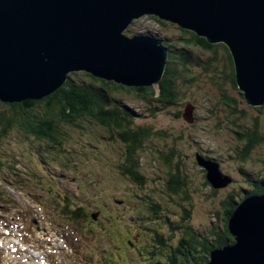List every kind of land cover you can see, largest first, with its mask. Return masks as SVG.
Returning <instances> with one entry per match:
<instances>
[{
	"label": "rangeland",
	"instance_id": "rangeland-1",
	"mask_svg": "<svg viewBox=\"0 0 264 264\" xmlns=\"http://www.w3.org/2000/svg\"><path fill=\"white\" fill-rule=\"evenodd\" d=\"M147 18H140L131 30L179 36L177 28L171 25L162 28V25ZM219 51L220 57L223 56L222 48ZM197 68L191 73L197 78L195 83L184 90L182 97L183 104L190 101L195 107L193 116L197 117L196 122L189 124L183 115L181 118L173 116V113L182 110L177 107L168 108L155 118H144L141 122H147L155 131L167 132L168 136L160 139L154 137L146 142L148 149L138 153L141 166L131 172V178L122 176L113 167L117 165V155L100 138L86 143L84 135V138L78 133L72 136L67 144L76 149L73 151L76 167L72 168V172L71 167L70 170L64 169L48 153L41 157L42 153L38 151L45 152L46 149L33 139L24 138L16 132L0 139V156L5 163L0 170V192L3 194L0 200V264H147L146 260L150 258L147 252L150 253L154 245L151 236H146L152 229L151 225L146 224L150 230L144 227L146 235L141 237L133 221H129V227L122 224L124 228L120 224L106 228L102 222L97 225L99 221L90 217L82 223L79 220L81 224L72 222L58 212L63 202L59 200L55 204L53 200L57 198L53 195L58 192L61 198L67 195L83 206L86 214L90 211L104 213V210L116 207L113 201L118 199L126 201L129 209L146 195L159 199L162 195L164 197L161 190L164 189L163 180L167 174L159 158V153L164 152L173 155L175 152L172 163L179 162L188 178L191 199L184 205L192 212L194 229L204 234L212 226L219 229L222 226L220 213L225 214L223 201L231 195L235 196L232 204L236 208L251 196L246 194L251 191L249 183H264V142L251 150L247 161L239 159L245 145L240 143L232 129L231 121L235 117L228 112L229 107L222 103V96L216 88L221 80L211 74L214 66L208 67L207 72ZM227 92L236 98L235 91L227 88ZM122 93L123 99L135 112H147V107L140 105L135 96L126 95L125 92L118 96ZM238 98L237 95L236 108L244 110L250 117L259 116L264 123L263 113L258 114ZM239 121L243 123L244 119L240 118ZM240 125L245 128L249 123ZM78 141L80 146L76 147L73 143ZM199 154L214 159L220 174L231 179V186L217 189V193L213 194L211 185L204 178L206 170L197 162V157H201ZM103 213L99 218L104 222L106 215ZM97 215L93 216L97 218ZM115 216L116 222L121 221L117 213ZM127 239L131 242L139 240L140 249L146 247L147 251L141 255L138 247L129 246L127 249L124 242Z\"/></svg>",
	"mask_w": 264,
	"mask_h": 264
},
{
	"label": "water",
	"instance_id": "water-1",
	"mask_svg": "<svg viewBox=\"0 0 264 264\" xmlns=\"http://www.w3.org/2000/svg\"><path fill=\"white\" fill-rule=\"evenodd\" d=\"M143 17L226 45L246 103L264 105V0H0V102L41 100L73 72L159 92L168 49L125 35ZM193 111L187 105L182 114L189 124ZM198 157L213 189L230 184L217 162ZM228 229L234 243L212 250L208 264H264V194L238 204Z\"/></svg>",
	"mask_w": 264,
	"mask_h": 264
},
{
	"label": "trees",
	"instance_id": "trees-1",
	"mask_svg": "<svg viewBox=\"0 0 264 264\" xmlns=\"http://www.w3.org/2000/svg\"><path fill=\"white\" fill-rule=\"evenodd\" d=\"M148 18L162 25V28L171 25L179 31L177 37L148 31L136 33V31L131 30V27L136 25L140 19L134 21L133 26L125 31V35L128 37L148 36L161 40L168 49L166 67L159 83V92L154 86L125 87L114 82L94 78L85 72H73L68 75L67 81L61 88L41 100H25L13 104L0 102V139L11 135L13 132L24 138L33 139L32 141L46 149L45 152L38 151L42 153L40 154L41 157L45 155L44 153H48L50 158H53L54 161L57 160L58 164L62 165L64 169L70 170L71 167L72 172V168L76 167L73 163V156H75L73 151L76 149L67 145L69 140L71 142L72 136L76 133L81 136L84 135L87 138L86 143L100 138L106 141L113 150V154L117 155L115 157L117 165L113 167H116L122 176L131 178V172L141 166L138 153L141 150L148 149L146 142L154 137L160 139L168 136L167 132L155 131L153 126L141 121L148 117L155 118L171 107H177L178 110L182 108V110L173 113L176 118L182 117L187 105L192 106L195 111V107L190 101H186L184 104L182 102L184 90L193 86L197 79L191 73L197 67L201 69V72H207L208 67L214 66L211 74L218 76L221 80L216 85L219 95L222 96L221 101L226 107H229L228 112L231 116L235 117V120L231 121L232 129L239 138L240 143L245 145L239 159L242 162L247 161L251 150L264 142V135H262L264 123H262L259 116L250 117L246 115L244 110L236 108L237 102L235 99L237 95L238 99L244 102L246 100L238 89L234 63L228 47L221 43L210 44L205 38L199 37L193 31L182 29L156 17ZM220 48L224 52L221 57ZM197 51H199L200 56L197 55ZM203 55L205 56L204 59L201 58ZM83 76L89 80H86ZM227 88L236 92L235 99L227 92ZM121 92L135 96L140 105L147 107V112L146 109H144L146 113L135 112L133 107L123 99V93L118 96ZM253 108L258 114H264V105ZM146 114L148 115L146 116ZM193 117L195 123L197 117ZM240 118L241 120L244 119L243 123L247 122L250 126L246 127L244 125L245 128H242L240 124L243 123H240ZM251 126L252 128H248ZM82 138L84 137L82 136ZM79 142L73 144L79 147ZM82 149L85 152L83 146ZM159 154L160 161L167 171L163 186L165 185L171 191L172 194L169 193V195L173 198L176 212H173L172 216L163 215L162 212L154 217L146 218L145 221H149L148 225L155 224L154 228L158 229L156 231H161L162 234L156 238L157 242L155 241L158 246V255L155 260H150L147 264H208L212 249L222 248L234 243L228 229V220L235 210V206L232 204L235 196L231 195L223 201L222 206H224L225 214L220 213L222 215V226H219V229L216 230V227L212 226L209 230L206 229L205 234L201 230H195L192 225V212L184 205L191 199L188 192V178L179 162L172 163L175 152L174 155L168 152L167 154L165 152ZM199 155L201 156V154ZM83 157H85L84 153ZM201 157L210 159L207 156ZM4 166L5 163L0 156V170ZM204 178L206 179V173ZM132 181L134 180L132 179ZM249 185L251 191H248L247 195L264 194L263 182H255V185L249 183ZM215 193L217 191L213 189V194ZM1 194L0 192V200H2ZM53 196L58 199L53 200L55 204L62 200L63 203L58 212L65 219L77 223L80 220L82 223L90 217L92 220L95 219L100 222H97V225L102 222L107 228L108 224L106 222L108 220L104 218L103 222L99 218L103 212L90 211L89 214H86L83 212L84 207L78 205L67 195L61 198L58 192ZM145 198L150 199L148 204L154 205L157 202L153 201L150 196ZM140 201L145 200L143 198ZM162 208H167V206ZM95 214H98L97 218L93 216ZM110 222L111 220L108 221V223Z\"/></svg>",
	"mask_w": 264,
	"mask_h": 264
},
{
	"label": "flooded vegetation",
	"instance_id": "flooded-vegetation-1",
	"mask_svg": "<svg viewBox=\"0 0 264 264\" xmlns=\"http://www.w3.org/2000/svg\"><path fill=\"white\" fill-rule=\"evenodd\" d=\"M163 188L164 189H163V191L161 190V192H163L164 197L162 195L159 198L160 200L154 199V198L152 199V197L150 195H146V197L150 196L153 201H157L155 203L156 205L155 204L154 205L148 204V202L150 203V199L147 198V200H146V198H144L145 201H140V203L136 202L135 205H132L131 209H129L130 206L127 205L128 203L126 201H124L123 199L114 200L113 202L115 203L116 207L112 206V208H110V209L106 208L107 209L105 211L106 213L104 212L106 215L105 218L108 221L111 220L110 223H108V221L106 222L108 224L107 227L108 226L116 227L118 224H120L121 226L123 224L124 227H129V225H130L129 221H133L134 227H136L140 230L138 232L139 233L138 236L143 237V235H146L144 227L146 228L147 227L146 224L149 222V221H145L146 218L154 217L155 215H159L162 212H163V215H167V214L171 215L173 212H176V207H175V203L173 201V198L169 195V193H171V191L165 185ZM119 200H120V202H119ZM144 204H146V205H144ZM166 206H167V208H162V207H166ZM115 213H117L121 217L120 218L121 221H118L116 223H115V221H116L117 216H115ZM112 214L114 216H112ZM129 214H132V216H128ZM122 219H124V220H122ZM127 222H128V224H126ZM123 226H122V228H124ZM151 226H153V227H152L151 231L149 233H147L146 236H148V238L151 236L154 245L152 246L153 250L150 249L151 254L149 252H147L150 256V258L148 260H146L147 262L150 260H155V258L157 257L158 246L157 245L155 246V244L157 242L156 238H158L159 235L160 236L162 235L161 231H159L160 232L159 233L156 231L158 229L154 228L156 226L155 224H152ZM149 228L150 227H148L146 229L150 230ZM120 231H121V229H120ZM163 232H165V231H163ZM124 242H126L125 244H126L127 249H129V246L138 247L139 248L138 251L140 252L141 255H142V253L144 254V252L147 251L146 247L144 249H140V246H138L139 240L137 242H131L130 240L127 239V240H124Z\"/></svg>",
	"mask_w": 264,
	"mask_h": 264
},
{
	"label": "bare ground",
	"instance_id": "bare-ground-1",
	"mask_svg": "<svg viewBox=\"0 0 264 264\" xmlns=\"http://www.w3.org/2000/svg\"><path fill=\"white\" fill-rule=\"evenodd\" d=\"M132 23H133V22H132ZM132 23H130L129 27L133 25Z\"/></svg>",
	"mask_w": 264,
	"mask_h": 264
}]
</instances>
